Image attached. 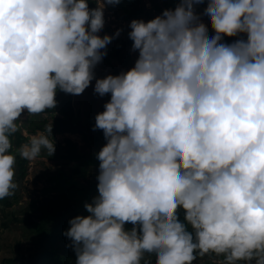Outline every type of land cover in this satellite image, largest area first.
I'll use <instances>...</instances> for the list:
<instances>
[{
    "label": "clouds",
    "instance_id": "clouds-1",
    "mask_svg": "<svg viewBox=\"0 0 264 264\" xmlns=\"http://www.w3.org/2000/svg\"><path fill=\"white\" fill-rule=\"evenodd\" d=\"M119 2L0 0V200L17 188L10 137L22 114L54 109L58 90L84 93L120 35H98L105 4ZM205 2L211 38L195 13ZM129 27L134 67L95 83L111 99L93 128L106 140L98 196L64 233L76 264H152L145 254L193 264L209 253L264 264V0H181ZM42 149L55 152L43 133L19 154Z\"/></svg>",
    "mask_w": 264,
    "mask_h": 264
},
{
    "label": "trees",
    "instance_id": "trees-1",
    "mask_svg": "<svg viewBox=\"0 0 264 264\" xmlns=\"http://www.w3.org/2000/svg\"><path fill=\"white\" fill-rule=\"evenodd\" d=\"M141 0H120L117 4L119 8L122 9V15L119 16L123 20H136L140 15H144L148 18V22L154 19V14L159 16L162 15L164 10H174L175 7H169L165 2L160 3L158 0H148L151 4L150 9H144L143 4H140ZM179 3L181 0H177ZM123 2L129 4V8L124 5ZM89 8H97L96 0H88ZM204 9L207 7V2L196 5ZM197 11H195L196 13ZM108 36L115 37L114 34L109 32L107 28L105 30ZM245 37H224L222 42L225 44H232L236 39ZM133 45V41L127 35L125 38L120 36L112 39L111 43L106 46V55L103 56L102 61H105L107 64H110L111 59H120V54L126 52L127 49ZM124 73L122 68L117 75ZM56 107L54 109H49L45 111V114H48L52 118V123L47 127L48 123L47 118H41L39 115H31L27 122H24L22 126H19V130L10 137L12 148L10 154H13L16 157L15 164V180H22L26 175V164L28 160L23 159L19 154V149L30 143L29 138L22 134V128L26 129L30 134H34L37 130L43 131L52 137L56 134L62 133H72L79 134L82 137L83 142L88 145H93L94 149L92 152L81 153L77 150V144L67 139L64 142V145L60 147V151L54 153L50 156L49 153H43L39 156L45 157L51 161L60 160L63 166H68L72 169L73 174L82 175L84 178L86 174L93 171L99 173V161L97 159V154L99 151L106 145V140L104 138V133L102 130H95V119L89 120L85 125H80L76 120L72 108V99L71 94H66L62 91H57L55 96ZM104 107H101L98 114L104 111ZM38 118V119H37ZM52 126V133L46 131V129ZM75 166L73 167V165ZM98 181H89L88 187L86 188L87 192L92 194H98ZM18 200L16 193L14 195L7 197L3 200H0V214L4 216L5 211L8 208H11ZM92 201H88L87 204H91ZM84 212H82V210ZM78 209L75 205H72L69 200L65 197L62 202V207L56 206H43L39 208V215L37 220H32V217L26 219L28 230L30 235L24 236L26 241L34 244L39 250L33 256L30 255V260L24 261L22 259L20 241H16V251L9 250L8 253H15L14 256H6L1 259V264H39L38 261L41 260L42 264H76L77 256L75 251L70 245L72 241L70 238L64 235L71 225L70 220L74 219L77 216L87 217L89 213L86 211L85 207ZM180 219L183 221V212L179 213ZM2 216L0 218L2 219ZM17 219H15L16 221ZM132 224H125V229L130 231L132 229ZM1 228L8 230L10 228L9 224L4 221L1 225ZM191 230V229H190ZM24 234V233H23ZM23 234H21L23 236ZM38 256V257H37ZM204 259L201 264H222L224 257L217 256L213 253L206 254L201 257L197 255V259ZM144 260H151L152 264H155V256L150 254H145ZM196 262V261H194ZM193 262V263H194ZM144 264V261L141 262ZM240 264V262H237Z\"/></svg>",
    "mask_w": 264,
    "mask_h": 264
},
{
    "label": "rangeland",
    "instance_id": "rangeland-1",
    "mask_svg": "<svg viewBox=\"0 0 264 264\" xmlns=\"http://www.w3.org/2000/svg\"><path fill=\"white\" fill-rule=\"evenodd\" d=\"M160 3L165 2L169 7H177L179 2L177 0H158ZM97 2V0H96ZM103 2V0H100ZM126 8H129L127 2H123ZM144 9H150L151 4L148 0H141L139 5H142ZM98 7V3H97ZM165 11V10H164ZM196 14L200 17V22L204 23L208 29V36L211 38L215 35L208 23V18L204 15V9L199 6H195ZM122 15V9L116 5L104 6L103 19L104 27L98 33L103 38L107 33L105 30L108 28L109 32L115 35L120 30V37L125 38L131 32L129 25L131 20H123L119 16ZM159 15L154 14V18ZM138 20V18L136 19ZM139 20L148 22V18L144 15H140ZM108 36V35H107ZM246 39V37H245ZM111 43V42H110ZM109 43V44H110ZM133 46V45H132ZM130 46L126 52L120 54V59H111L110 64L105 61H101L94 68L95 79L92 80L90 86L81 95H71L72 108L75 116V120L80 125H85L89 120H94L101 107H104L111 99L110 94H106L101 97L94 92L96 79H104L109 75L118 76L116 73L122 68L124 73L131 70L136 60L139 57V52L134 51L133 47ZM106 52V48L101 50ZM41 118H47L48 123H52V118L48 114H42ZM30 116L27 112L22 114L19 126H22L24 122H27ZM38 119V118H37ZM22 134L29 138L31 141L33 136H37L43 133L50 141L53 140L55 152L60 151V147L64 145L65 140L69 139L77 144V150L81 153L92 152L94 149L93 145H88L83 142L82 137L79 134L62 133L51 136L43 131H36L34 134H30L26 129H21ZM61 152V151H60ZM49 153L46 149H42L40 154ZM75 164L73 165V167ZM73 168L63 166L60 160L51 161L42 156H37L34 160H28L26 164V175L22 180H15L17 188L15 192L18 196L17 202L5 211L2 219L0 218V264L1 259L8 256H14L15 253H8L9 250L16 251V241H20V247L22 253V259L24 261L30 260V255L33 256L39 250L34 244L26 241L24 236L30 235L26 219L32 217V220H37L39 215V208L43 206H56L62 207V202L65 197L69 200L72 205H75L78 209L84 207L88 201H93L98 194H92L86 191L89 181H98L97 177L99 173L89 172L84 178L82 175L73 174ZM82 210V209H81ZM82 212H84L82 210ZM90 215V214H89ZM15 219H17L15 221ZM6 221L10 228L4 230L1 228L2 223ZM24 233V234H23ZM23 234V236L21 235ZM10 252V251H9ZM38 257V256H37ZM204 259H198L193 264H201ZM20 262H17L19 264ZM42 264V261H38ZM240 264H247L245 261H240ZM251 264H255L253 260Z\"/></svg>",
    "mask_w": 264,
    "mask_h": 264
}]
</instances>
